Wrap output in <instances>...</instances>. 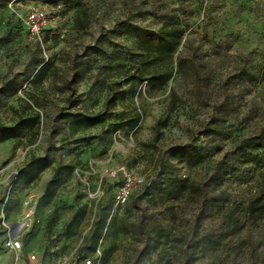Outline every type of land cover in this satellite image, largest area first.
I'll return each instance as SVG.
<instances>
[{"label": "rangeland", "instance_id": "1", "mask_svg": "<svg viewBox=\"0 0 264 264\" xmlns=\"http://www.w3.org/2000/svg\"><path fill=\"white\" fill-rule=\"evenodd\" d=\"M31 6L48 13L42 44L21 20ZM168 20L185 33L164 80L127 30ZM35 114L0 164V251L14 231L32 264H264V218L247 212L264 195V0H0V124ZM186 143L202 160L172 162L199 192L146 193ZM37 157L49 167L18 178ZM90 160L107 184L96 205L76 193ZM117 164L144 185L113 208L104 170Z\"/></svg>", "mask_w": 264, "mask_h": 264}, {"label": "trees", "instance_id": "2", "mask_svg": "<svg viewBox=\"0 0 264 264\" xmlns=\"http://www.w3.org/2000/svg\"><path fill=\"white\" fill-rule=\"evenodd\" d=\"M83 1L84 0H78V2ZM83 11L86 15V11L81 8L79 15H81ZM75 24L80 30L88 26L87 20H83L79 16L76 18ZM127 33L133 35L139 49L145 52V66L162 64L163 70L160 75L163 76L164 80H169L172 77V58L184 36V27L178 21L168 20L163 22L156 30L130 27ZM45 34L50 33L46 31ZM134 77L135 76H129L128 79L132 80ZM115 100V96L109 99L112 103H114ZM103 119L104 114L86 117V120L89 122H100ZM38 124L39 116L37 114L21 118L13 125L0 124V143L7 140L18 139L22 137L26 131L36 128ZM260 146L261 144L258 145V147ZM169 157L171 160L167 159L159 162L152 186H146L144 191L147 193L152 189L157 195L171 200L180 199L187 193H198L199 186L190 184L186 179L180 178L176 173V165L172 161L179 164H186L191 167L202 160V154L195 146L186 143L171 149ZM5 163H7V161H5L4 164ZM48 167L49 164L45 159L39 157L32 158L26 166L19 170L18 178H24L27 183H30ZM107 202H112L111 197L107 199ZM247 212L249 216L255 219L264 218V195L255 197L249 204Z\"/></svg>", "mask_w": 264, "mask_h": 264}, {"label": "built area", "instance_id": "3", "mask_svg": "<svg viewBox=\"0 0 264 264\" xmlns=\"http://www.w3.org/2000/svg\"><path fill=\"white\" fill-rule=\"evenodd\" d=\"M22 23L27 31V34L34 40L42 44L43 34L46 31L52 33V28H45L49 25L48 13L44 8L31 6L25 15L21 16ZM76 179L79 184L76 193L93 202L95 205L102 202L107 196V184L103 182L102 176H98L95 161H88L85 168H77L75 171ZM104 176L111 186L110 197L113 202V208L123 206L129 202L135 189L144 185V178L136 174L124 164L109 166L104 170ZM96 177V181L92 178ZM22 239L13 234L8 236L3 241V248L13 251L16 254L23 250ZM100 251L96 250L95 257L99 258ZM36 260L35 254L28 256L29 262ZM83 264H93L90 258L84 260Z\"/></svg>", "mask_w": 264, "mask_h": 264}, {"label": "crops", "instance_id": "4", "mask_svg": "<svg viewBox=\"0 0 264 264\" xmlns=\"http://www.w3.org/2000/svg\"><path fill=\"white\" fill-rule=\"evenodd\" d=\"M14 149V142L11 140H7L0 143V164L10 156V153ZM13 235H17L20 237L19 232H12ZM8 236V234H3L1 236V239H5ZM3 247V246H2ZM5 251H0V264H26V261L28 264H32V262L28 261V256L33 253H28L23 257V253L16 254L13 251L7 250L4 248Z\"/></svg>", "mask_w": 264, "mask_h": 264}]
</instances>
